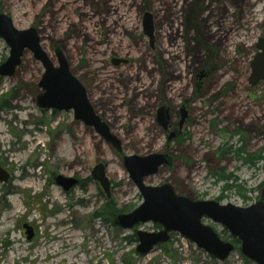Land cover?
<instances>
[{
    "label": "rangeland",
    "instance_id": "1",
    "mask_svg": "<svg viewBox=\"0 0 264 264\" xmlns=\"http://www.w3.org/2000/svg\"><path fill=\"white\" fill-rule=\"evenodd\" d=\"M143 1L136 0L132 13L125 14L123 5L129 0H0V13L10 15L17 29H38L52 61L58 64L55 47L65 52L95 111L123 144L119 152L93 127L76 120L72 110L41 109L39 82L45 69L30 51L15 75L0 76V166L10 174L8 182L0 181V264H255L242 254L240 243H233L228 230L209 218L203 222L236 246L224 261L178 232L141 255L137 229L163 228L150 221L124 229L115 222L116 215L131 213L144 201L124 165L125 157L171 154L167 134L155 120L156 107L177 98L198 68L215 71L208 85L223 74L229 75L226 81L236 79L239 66L252 61L258 39L264 36V0H147L154 2L155 14L156 42L150 44L140 25ZM199 1L200 39L185 41L183 9ZM120 3L123 12L115 15ZM241 42L247 45L243 59L235 52ZM9 51L0 37V67ZM112 57L127 63L115 67L109 62ZM218 86L207 95H217ZM238 93L240 100L230 104L239 108L224 114L220 132L210 127V118H199L187 129L192 138L177 153L182 173L191 174L187 184L167 166L145 182L154 186L169 182L179 194L199 201H218L222 188L234 183L220 203L243 207L260 200L264 82ZM229 131L239 133L248 145L236 161L215 150ZM240 138H234L237 149L242 146ZM252 153L259 164L253 170L244 166L239 182L211 174L222 168L231 172L230 162L239 165ZM101 162L111 181L110 197L92 177ZM59 175L78 178L79 184L67 192L56 182ZM25 225L34 229L30 241ZM60 237L65 238L62 243Z\"/></svg>",
    "mask_w": 264,
    "mask_h": 264
},
{
    "label": "water",
    "instance_id": "2",
    "mask_svg": "<svg viewBox=\"0 0 264 264\" xmlns=\"http://www.w3.org/2000/svg\"><path fill=\"white\" fill-rule=\"evenodd\" d=\"M146 28L152 34L151 21ZM0 37L10 48L9 58L0 67V76L15 75L18 67L22 65L25 53L30 51L45 69L39 82L43 90V94L38 96L39 107L43 110L66 112L72 110L76 120L93 127L108 144H112L119 152L122 151L123 144L95 111L83 83L70 71L69 61L62 49L56 48L58 64H55L41 45L38 29L31 27L19 30L15 27L12 17L5 13H0ZM259 41L260 52L251 61L250 84L253 86L259 85L264 79V38H260ZM166 112L167 109L163 107L159 109V120L164 128L168 127ZM124 165L134 184L138 186L144 201L135 211L116 215V224L124 229H133L140 223L151 221L163 228L158 232L137 229L135 236L140 241L137 247L139 254H148L153 247L169 242L172 232H178L210 255L222 261L226 260L236 246L222 239L213 226L203 222L204 218H209L216 224L223 225L230 235L239 241L244 256L255 264H264V188L261 199L249 206L224 204L212 199L199 201L177 194L169 182L156 186L146 184L145 179L156 175L161 167L166 165L172 167L171 156L167 153L126 156ZM106 169L107 166L103 162L96 164L92 177L110 197L112 187ZM9 178V172L0 166V181L6 183ZM55 179L67 192L79 184V179L72 176L59 175ZM24 228L28 240H32L35 236L33 227L25 225Z\"/></svg>",
    "mask_w": 264,
    "mask_h": 264
},
{
    "label": "flooded vegetation",
    "instance_id": "3",
    "mask_svg": "<svg viewBox=\"0 0 264 264\" xmlns=\"http://www.w3.org/2000/svg\"><path fill=\"white\" fill-rule=\"evenodd\" d=\"M114 1V0H109ZM136 0H129V4H125L123 6L125 7V14L128 11V13H132L134 10V6ZM122 3V2H121ZM118 5L116 8L115 15H117L119 12L123 9L122 4ZM143 4L139 7L138 12L141 14L140 17V25H142L143 34L149 39L150 44L156 42V31L152 35L147 31L146 25H149V22L151 21L155 23V14L154 11V2H150L145 0V2H142ZM200 1L199 2H193L192 4H187V6L183 9L184 12V20H182V23L184 25V34L182 35V38L186 41L189 39L190 41H196L200 39V33L199 31V25L197 22V16L199 14L200 10ZM153 25V24H152ZM156 27V26H155ZM233 32V31H231ZM230 32V33H231ZM40 36V34H39ZM264 38V36L260 37ZM259 38V39H260ZM258 39V42L256 44L257 52H260V49L258 48V44L260 43ZM247 45L243 44V42L236 44L235 46V52L239 54V56L243 59L246 57ZM57 48V47H55ZM55 50V56H56V49ZM258 53L255 55L257 56ZM64 55L66 56L65 52ZM254 56V57H255ZM253 57V58H254ZM52 59V58H51ZM68 60V59H67ZM253 60V59H252ZM23 61V58H22ZM69 61V60H68ZM55 62V61H54ZM110 63L114 64L115 67H119L122 63H127L126 60L120 58V57H112L109 60ZM23 63V62H22ZM245 66L241 67L239 66V69L237 71V78L236 79H227L229 77L228 74H223L222 76L218 77V80L213 81L208 85L211 77L213 76L214 70L210 71L208 69H201L198 68L192 72L191 76H193V82L186 81V83L183 84V89L180 93H178L176 96L177 98H171V100L166 101L165 104L161 105V107L167 109L166 115L168 120V127L164 128L161 125V122L159 120V109L160 106L156 107L155 112V120L158 122V124L162 127L163 134H167V140L170 143V152L169 154L171 156V163L172 167L167 166L169 169L173 170L174 176L178 181L183 183H188V181L191 179V174L185 172L186 174L182 173L183 167L179 163V160L181 159L177 153L181 150L183 147L184 142L187 143V140L192 136L190 132L187 130L192 125H195L196 120L200 119H207L210 118L208 123L210 124V127L218 132L221 130V122L224 119V114H227L228 112L233 111L232 109L237 110L239 108V105L230 104L231 102H237L240 100L241 95H239L238 91H242L245 88H247V91H251L253 87H258L260 83L264 82V79L259 82V85L253 86L250 84V77H251V61L243 62ZM56 64V63H55ZM69 69L71 71V65L69 63ZM73 73V71H72ZM75 76V74L73 73ZM77 77V76H75ZM225 81V82H224ZM220 83H223L219 85ZM219 87V92L217 95H207L208 92H211L215 86ZM211 94V93H210ZM207 95V97L205 96ZM211 98L209 99V97ZM247 97L249 95L247 94ZM206 98L208 101H206ZM229 119V117L227 118ZM226 121V125H227ZM229 124V122H228ZM240 138L239 133L234 132H227L225 136H223V143L219 145V147H215V150L217 152H222V155L225 157L232 156L233 160L240 159L241 153L243 151L247 150L246 147L247 141H244V138H240V143L242 146H240L238 149L235 147L236 144H234V138ZM213 146L211 143H209V147ZM174 155H177L174 157ZM259 158L258 155L252 153L248 155L246 158H244V161L241 162V164H233L230 162L228 166H231V172L225 170L222 168V172L220 173H211L214 175L218 180H225L228 181H235L239 182L240 174L243 172V167L246 166L247 169L253 170L255 169L259 164ZM166 166H163L161 168H165ZM160 168V169H161ZM190 168V167H188ZM159 169V171H160ZM159 171L156 173V175L159 173ZM154 175V176H156ZM153 177V176H149ZM147 177V178H149ZM146 178V179H147ZM145 179V181H146ZM165 182H162L163 184ZM147 184V183H146ZM171 184V183H170ZM149 185V184H148ZM159 185V184H157ZM173 185V184H172ZM174 186V185H173ZM235 186L234 183H228L222 188L221 196L218 198V201H221V199L225 198L227 196V192L232 190V188ZM175 188V186H174ZM238 188L239 185H238ZM264 188V187H263ZM176 190V189H175ZM263 190V189H262ZM240 192V190H239ZM177 194H179L176 191ZM263 193V192H262ZM182 195V194H180ZM262 196V195H261ZM196 200V199H195Z\"/></svg>",
    "mask_w": 264,
    "mask_h": 264
},
{
    "label": "bare ground",
    "instance_id": "4",
    "mask_svg": "<svg viewBox=\"0 0 264 264\" xmlns=\"http://www.w3.org/2000/svg\"><path fill=\"white\" fill-rule=\"evenodd\" d=\"M90 101V100H89ZM60 236H62V235H60ZM66 237V236H65ZM65 238H63V237H60V239H59V241H60V243H62L63 242V240H64ZM60 245V244H59ZM106 246V245H105ZM70 252V251H69ZM92 252V251H91ZM72 256V255H71ZM73 256H75V255H73ZM78 257V256H77Z\"/></svg>",
    "mask_w": 264,
    "mask_h": 264
},
{
    "label": "trees",
    "instance_id": "5",
    "mask_svg": "<svg viewBox=\"0 0 264 264\" xmlns=\"http://www.w3.org/2000/svg\"><path fill=\"white\" fill-rule=\"evenodd\" d=\"M236 243V244H238L239 243V241L236 239V238H234V241H233V243Z\"/></svg>",
    "mask_w": 264,
    "mask_h": 264
}]
</instances>
